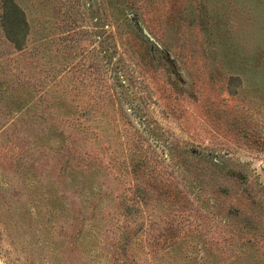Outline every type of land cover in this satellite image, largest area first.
Wrapping results in <instances>:
<instances>
[{
	"label": "rangeland",
	"instance_id": "1",
	"mask_svg": "<svg viewBox=\"0 0 264 264\" xmlns=\"http://www.w3.org/2000/svg\"><path fill=\"white\" fill-rule=\"evenodd\" d=\"M13 2L0 264H264V0Z\"/></svg>",
	"mask_w": 264,
	"mask_h": 264
},
{
	"label": "trees",
	"instance_id": "2",
	"mask_svg": "<svg viewBox=\"0 0 264 264\" xmlns=\"http://www.w3.org/2000/svg\"><path fill=\"white\" fill-rule=\"evenodd\" d=\"M2 27L4 28L6 39L12 44L16 50H22L25 46V39L28 32V26L24 15L20 8L13 2V0H2ZM8 16H13L9 19ZM174 240H168L171 243ZM123 245L122 239L119 242Z\"/></svg>",
	"mask_w": 264,
	"mask_h": 264
}]
</instances>
